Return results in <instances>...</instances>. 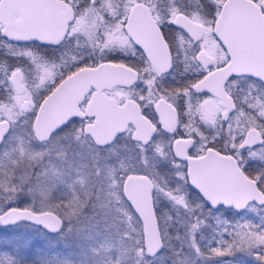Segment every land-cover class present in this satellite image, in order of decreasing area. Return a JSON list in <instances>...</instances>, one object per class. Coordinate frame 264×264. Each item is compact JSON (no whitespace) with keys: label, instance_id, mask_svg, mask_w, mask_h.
<instances>
[{"label":"snow or ice","instance_id":"snow-or-ice-1","mask_svg":"<svg viewBox=\"0 0 264 264\" xmlns=\"http://www.w3.org/2000/svg\"><path fill=\"white\" fill-rule=\"evenodd\" d=\"M0 229V264H264V0H0Z\"/></svg>","mask_w":264,"mask_h":264},{"label":"rangeland","instance_id":"rangeland-1","mask_svg":"<svg viewBox=\"0 0 264 264\" xmlns=\"http://www.w3.org/2000/svg\"><path fill=\"white\" fill-rule=\"evenodd\" d=\"M8 231H11V229H9ZM7 234H8V232L5 231L4 229L0 230V235H7Z\"/></svg>","mask_w":264,"mask_h":264},{"label":"trees","instance_id":"trees-1","mask_svg":"<svg viewBox=\"0 0 264 264\" xmlns=\"http://www.w3.org/2000/svg\"><path fill=\"white\" fill-rule=\"evenodd\" d=\"M1 230V229H0Z\"/></svg>","mask_w":264,"mask_h":264}]
</instances>
